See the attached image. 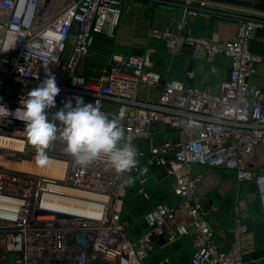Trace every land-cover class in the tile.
Segmentation results:
<instances>
[{
	"label": "built area",
	"instance_id": "obj_1",
	"mask_svg": "<svg viewBox=\"0 0 264 264\" xmlns=\"http://www.w3.org/2000/svg\"><path fill=\"white\" fill-rule=\"evenodd\" d=\"M122 4L123 0H0V264H144L150 232L168 241L191 234L192 264H248L242 256L254 245L241 216L244 201L234 202L230 249H218L196 192L202 174L191 168L232 170L237 180L253 183L264 224V90L249 81L259 57L248 48L264 21L240 18L233 39L197 38L183 32L186 19L214 4L182 0L175 28L149 30L171 55L200 48L206 60L227 56L229 79L219 92L162 78L151 63L150 49L114 53L98 74L79 73L80 60L95 49L98 38L111 34L107 20L119 14ZM49 71L61 88L52 112L75 96L96 102L102 112L120 120L125 140L146 161L122 173L103 158L82 167L56 140L46 151L48 160L62 168L61 176L21 168L20 163L36 160V150L27 140L24 123L12 112ZM186 76L192 77L193 70ZM143 87L153 92L144 96ZM154 124L175 130L176 138L154 140ZM145 141H151L147 148L140 145ZM150 165L163 166L172 175L173 193L183 199L174 206L154 205L145 214L147 231L131 239L122 216L128 177L135 172L143 182Z\"/></svg>",
	"mask_w": 264,
	"mask_h": 264
},
{
	"label": "crops",
	"instance_id": "obj_2",
	"mask_svg": "<svg viewBox=\"0 0 264 264\" xmlns=\"http://www.w3.org/2000/svg\"><path fill=\"white\" fill-rule=\"evenodd\" d=\"M212 6L200 10L196 16L187 17L183 26V32L197 38H207L211 40H227L235 37L238 26V20L243 17L254 16L264 21V8H258V13H254V1L249 0H208ZM182 0H123L119 14L112 15L107 20V27H112L111 34L101 35L98 38L94 50L85 55L79 62L77 71L81 74H98L101 68L111 61V55L117 53H134L132 50H138L136 53L149 50L150 59L161 73L162 78H176L183 80L186 84L195 87L208 86L213 92H219L214 83L216 80L205 78L199 69L200 63H213L217 57L212 60L204 58H194L191 69H188L190 57L196 49L186 48L183 53L171 55L165 43L161 40L149 36V30L153 28L173 29L180 16ZM249 51L258 56L259 59L253 63V71L249 76V81L264 90V27L257 28L248 42ZM200 49V48H198ZM229 68V59L223 55ZM86 57V58H85ZM155 68V67H154ZM226 69V70H227ZM193 70V76L187 77L186 71ZM226 76V73H225ZM225 80V77H224ZM214 81V82H213ZM216 88V89H215ZM142 95H148L153 92L145 87L141 88ZM106 108L114 109L112 103H106ZM154 140L161 141L164 138H176V131L170 128H159L156 124L153 126ZM151 141L141 142L140 145L147 148ZM138 164L146 161L145 157L138 155ZM137 164V165H138ZM201 165H193L192 173H203L199 171ZM208 167V166H205ZM213 168V167H209ZM220 169L234 175L232 170ZM213 174L206 175L207 183H221L222 178H213ZM169 174L163 166L150 165L145 180L140 181V175L131 172L129 178L133 181L127 183V191L123 201V219L128 222L127 232L131 239H136L147 230L145 214L156 204L166 203L170 206L176 205L181 199L173 193L172 181L168 184ZM220 181V182H218ZM235 181L239 184L246 181H239L235 176ZM198 183V184H199ZM225 184V182H224ZM230 187L231 184L224 185ZM198 186V185H197ZM222 186V185H221ZM222 188V187H221ZM256 188V187H255ZM201 196L203 208L206 210L205 218L213 229V240L220 250H229L233 240L234 227V202H229L227 190L221 192V198L213 199L197 190ZM226 192V193H224ZM257 210L252 218H246L252 232L254 250L264 248V224L261 220V209L256 190ZM229 204V205H228ZM247 210L243 206L241 212ZM195 251V239L191 234L178 237L174 241H160L154 239L151 241V247L147 256L143 259L144 264H156L167 259L170 264H192L190 259ZM248 264H264V255L256 259L247 260ZM103 264V263H98Z\"/></svg>",
	"mask_w": 264,
	"mask_h": 264
},
{
	"label": "clouds",
	"instance_id": "obj_3",
	"mask_svg": "<svg viewBox=\"0 0 264 264\" xmlns=\"http://www.w3.org/2000/svg\"><path fill=\"white\" fill-rule=\"evenodd\" d=\"M60 92L56 76L49 71L12 112L13 118L24 123L27 140L35 148L39 163L47 162L46 150L52 142L60 140L66 152L82 167L103 158L117 173H122L138 164V150L125 140L119 119L109 118L96 102L85 103L80 96L66 99L62 107L52 112ZM128 182L133 181L129 178Z\"/></svg>",
	"mask_w": 264,
	"mask_h": 264
},
{
	"label": "rangeland",
	"instance_id": "obj_4",
	"mask_svg": "<svg viewBox=\"0 0 264 264\" xmlns=\"http://www.w3.org/2000/svg\"><path fill=\"white\" fill-rule=\"evenodd\" d=\"M249 1H254V13H258V8H264V0H249ZM254 18H256L254 16ZM257 19H259L257 17ZM141 49L138 50H132L134 53L137 51H140ZM86 58V57H85ZM153 67L157 68L153 62L151 61ZM228 66V61L227 59L223 56V54H220L217 59L213 63L205 64V63H200L198 65V69L202 74L208 75L207 77H210L209 79L211 80H216L214 83L215 87L218 89V86L224 81L226 69ZM205 77V78H207ZM213 81V82H214ZM215 88V89H216ZM199 171L203 173V179L197 186V190L201 193H204L205 195H208L209 197L215 199L221 198V192L225 189L227 190V193L229 195V202L231 203L235 199H241L244 201L245 206H247V210L244 212H241L242 220H245L246 218H252L254 221V213L257 210V199H256V188L253 183L249 182H242V183H237L235 181V176L234 175H229L223 170L220 169H213L205 166H200ZM213 174V178H222V182L224 185L231 184L232 186L230 187H224L223 184L217 183H207L205 178L206 175L208 174ZM173 177H168L166 180H168V184L171 185ZM220 180V179H219ZM220 182V181H218ZM222 185V186H221ZM222 187V188H221ZM224 200V198H221V200ZM229 205V204H228Z\"/></svg>",
	"mask_w": 264,
	"mask_h": 264
},
{
	"label": "water",
	"instance_id": "obj_5",
	"mask_svg": "<svg viewBox=\"0 0 264 264\" xmlns=\"http://www.w3.org/2000/svg\"><path fill=\"white\" fill-rule=\"evenodd\" d=\"M194 58H204V52L201 49H196L195 52L193 53L192 57H190L189 62H188V69H191L192 61ZM229 68L226 70V76L225 80L229 79ZM85 103H90L88 99L85 100ZM109 116V115H108ZM109 118H114L113 116H109ZM183 199V198H180ZM147 231V230H146ZM150 240L158 239L161 242L165 241V236L163 234H155L154 232H150L149 234ZM264 255V248L258 249V250H253L250 253L244 254L242 256V260H250V259H256L258 257H261Z\"/></svg>",
	"mask_w": 264,
	"mask_h": 264
},
{
	"label": "bare ground",
	"instance_id": "obj_6",
	"mask_svg": "<svg viewBox=\"0 0 264 264\" xmlns=\"http://www.w3.org/2000/svg\"><path fill=\"white\" fill-rule=\"evenodd\" d=\"M21 168L24 169H32V170H38L45 173H52L56 172L58 175H62V168H58V163L53 160H47V162L41 164L37 160L32 162H22L19 165Z\"/></svg>",
	"mask_w": 264,
	"mask_h": 264
}]
</instances>
